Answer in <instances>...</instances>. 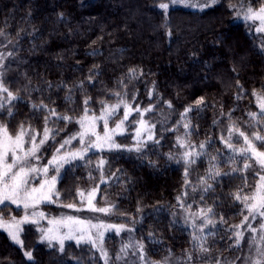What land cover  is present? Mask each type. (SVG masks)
Listing matches in <instances>:
<instances>
[{
	"label": "trees",
	"instance_id": "16d2710c",
	"mask_svg": "<svg viewBox=\"0 0 264 264\" xmlns=\"http://www.w3.org/2000/svg\"><path fill=\"white\" fill-rule=\"evenodd\" d=\"M200 3L203 0H0V30L4 33L0 36V53H12L4 62V81L22 97L15 102L13 118L6 112L0 115L11 133L23 122L42 136L46 113L33 112V102L43 101L60 115L71 116L72 123L60 120L49 124L61 130L45 144L50 154L80 130L76 120L84 114L87 97L91 98L89 115L99 116L102 101L116 104L117 92L133 106L153 107L145 113V119L155 125L152 132L158 144L148 141L140 153L128 150L135 144L140 119L133 112L122 134L115 137L124 147L91 150L86 154L87 162L77 160L65 166L56 185L60 198L43 206L52 213L64 211L82 217L85 202L81 201L95 188L96 207L116 206L112 214L103 213L101 217L126 226L119 234L113 229L104 236V246L113 259L122 244L142 241L149 261L169 257L170 264H185L186 253L192 251L191 264H214L207 254L192 249V228L185 223L187 213L177 203V196L183 193H187L184 199L192 205L191 212L209 206L214 209L217 224L207 241L211 257H219L225 264H239L243 249L249 246L252 233L246 226L234 228L248 213L233 194L239 188L245 194L254 190L259 180L255 159L248 161L252 167L247 171L210 181L214 191L206 193L203 200L199 180L218 150L223 154L219 167L231 172V153L220 140L227 137L231 122L246 134L260 131L264 135V121L252 126L248 116L249 112H259L253 91L264 93V38L256 34L251 22L235 14L241 8L257 9L264 0H218L204 10L191 6ZM162 4L168 7L162 8ZM129 69L136 70L134 78ZM81 82L83 87L79 86ZM69 94L71 99H66ZM201 97L203 104L197 106L195 102ZM189 106L190 143L198 146L208 139L212 142L206 149L208 155L191 166L186 186L183 162L169 160L168 154L178 158L185 151L176 146V141L185 133L183 125L187 121L181 114ZM122 117L123 108L109 126L114 127ZM98 125L101 132L103 122ZM234 135V146L245 147L243 138ZM256 144L259 151H264V145ZM68 148L77 150L79 145L73 142ZM101 158L106 163L99 168ZM244 163L237 157L235 166L243 169ZM78 190L85 193L83 198ZM69 203L80 210L63 206ZM173 213L178 221L175 225ZM235 230L245 231L239 248L235 247ZM21 241V245L14 243L0 230V264H104L90 243L65 241L61 252L58 244L50 247L48 242H41L37 226L31 223L23 225ZM26 251L32 253L31 260L25 256ZM125 260L127 264H140L132 249Z\"/></svg>",
	"mask_w": 264,
	"mask_h": 264
},
{
	"label": "snow or ice",
	"instance_id": "6c2138e0",
	"mask_svg": "<svg viewBox=\"0 0 264 264\" xmlns=\"http://www.w3.org/2000/svg\"><path fill=\"white\" fill-rule=\"evenodd\" d=\"M218 0H203V3L193 4L192 7H200L201 10L205 8L213 7L217 4ZM162 8H167V4H162ZM243 18L245 20L258 21L259 26L257 31H264V4L260 6L259 9H253L249 7L243 12ZM4 35L3 31L0 30V36ZM12 53L9 52L7 55L0 53V115L5 112L9 118H13L16 114V104L15 102L22 100V97L18 92H13L4 81L5 74V60L9 59ZM129 75L135 77L136 70L129 69ZM92 77H89L91 80ZM83 87V82L79 85ZM239 86V83H238ZM49 88L52 85L49 83ZM71 93V89H69ZM117 97L116 104H107L101 102V111L99 116L95 114L89 115L90 108L88 107L90 103V97L84 100V114L76 120V123L80 126V131L65 138L59 146L56 148L51 159L47 161V164L42 166L39 165L41 160V153L43 146L50 140H54L57 135H59L60 129L49 127V124L58 122L60 120L66 123H72V117L68 115H60L55 108L49 107L41 101L39 104L33 102L31 104V109L33 112H45L44 117V128L43 134L37 132L34 128L29 125L25 127L23 122L20 124L18 130L15 133H11L9 130V124L0 120V205L6 202L16 205L17 207H23V209L28 213L29 209L32 211L23 217L17 219L16 217H11L10 219H5L2 214H0V229L7 231L10 238L16 243H22L20 240L21 225L29 222V216L32 217V223H39V219H42L44 214L42 212H36L35 209L42 203L54 202L60 198V193L56 188L57 182L60 179L61 171L65 166H70L74 161L86 160V154L92 149L96 150H121L124 146L116 142L115 137L122 134V130L125 129L126 124L130 122L129 118L132 116L133 112L140 116L137 121L136 132L134 136L135 144L133 147L128 148L129 151L142 152L147 147V142L152 141L158 144L159 140L155 139L152 129L155 127L154 124L150 125L145 119V113L153 111V107L150 105L146 109H141L139 105L133 106L130 104L125 97H121L120 93H115ZM150 97L152 92L149 93ZM253 96L257 100V107L259 112H249L248 116L253 121L252 126L261 125L264 121V93L253 91ZM240 95H237V99H240ZM66 99H71V95L66 97ZM134 99V98H133ZM197 106L203 104V97L198 99L196 102ZM171 107V104L168 105ZM123 108V117L119 119L114 127L109 126V122L117 116L119 109ZM192 108H186L184 113L181 114V119L187 121V113L191 111ZM223 115V112L221 113ZM229 119H231V113L228 114ZM54 118V119H53ZM103 122V131H97V123ZM185 133L183 136H178L176 141V146L180 149H185L180 156L177 158L174 154L169 153V160H176L177 163L183 162L185 166V185H189V180L187 179L189 175V170L191 166L197 163V160L201 157L207 156V147L211 144V139L201 142L198 146H193L188 137L190 134V121L184 123ZM227 137L221 136V143L229 150L231 155L228 157V162L231 167V172H223L219 167L221 162L222 153L217 152V155L211 156L209 160V168L207 169L206 175L200 177L199 183L201 186V199L209 191H214L213 184L210 181H217L218 177L227 176L238 171H247L252 167L248 162L255 159L256 164L259 165V170L257 175L259 180L257 181L254 190L251 194L243 193V188H239L234 194V199L240 201L243 204L244 209L247 211V215H244L243 220L239 225H235V229H242L246 226V229L252 233V237L249 243L250 249L254 252L247 257H244V264H264V223L260 224L259 229L254 227L248 221L255 220L257 216L264 218V151H259L257 149L256 142H260L264 145V135L260 131L254 132L251 135L246 134L245 131L241 130L235 122H231L228 126ZM234 133H238L239 137L243 138V143L245 147L236 148L234 146L237 142ZM38 137H40L38 139ZM74 140H78L80 148L77 150H71L68 148L72 145ZM237 157L242 158L245 163L243 169H239L235 165L237 164ZM36 161L37 163H33ZM103 158L100 159L97 167L102 168L105 164ZM54 172L55 174H51ZM115 175V174H114ZM35 176H42L37 184H31V180ZM103 182V178H102ZM196 188H193L195 191ZM94 188L92 192L88 193V207L93 212L104 213L105 215H110L116 209L114 204H109L106 207H95L93 201L95 199ZM77 194L83 198L85 193L78 190ZM187 193L177 196V203L181 209L187 213L185 216V223L192 228L191 244L193 250H198L201 254H207V259L209 261H214V264H225V261L219 257L213 258L210 255V249L207 245L208 238L214 233L212 231L215 228L217 221L213 219L215 215L214 209L212 207H202L197 212H191L190 209L192 205L186 204L184 197ZM83 202V199L82 201ZM64 207L76 209L75 204L69 203L63 205ZM141 209H137L140 211ZM175 213H173V225L178 223L175 220ZM38 217V218H37ZM199 221V223H198ZM223 222V218H221ZM50 224L54 227L48 229H41V242L47 241L49 246H52V241H56L59 245V251L63 252L65 249L66 240H76V243H90L92 248L99 252V258L104 261V264H115V262L127 261L126 257L129 255V249L133 250V255L138 254L140 264H170L169 257H166L163 261L153 262L149 261L146 255L145 246L142 241L133 243L122 244L119 252L115 255L114 259L110 255L109 251L104 246V236L105 232L110 230H115L117 234L126 230V226L123 224H107L103 221L99 223H92L90 220H82L78 217L68 216L62 217L58 220H50ZM211 226V227H210ZM66 228L67 231H61V229ZM103 229V231H101ZM92 230H96V235L94 236ZM131 231V229H128ZM235 237V247L239 248L241 241L244 239V230L233 231ZM150 238L152 233H149ZM25 256L31 260L32 253L30 251L25 252ZM171 256V253H169ZM241 259L240 257L236 258ZM193 260L192 251L186 253L185 264H191ZM235 264V261L231 262Z\"/></svg>",
	"mask_w": 264,
	"mask_h": 264
},
{
	"label": "rangeland",
	"instance_id": "374dc122",
	"mask_svg": "<svg viewBox=\"0 0 264 264\" xmlns=\"http://www.w3.org/2000/svg\"><path fill=\"white\" fill-rule=\"evenodd\" d=\"M261 6V5H260ZM260 7H258L257 9H259ZM248 9V7H246V8H241L240 10H237L236 11V16L238 17V18H241V19H243V20H245L244 18H243V12L244 11H246ZM245 21H247V22H251V24H253L254 26H255V32H256V34H258V35H260V36H262L263 38H264V31H257V27L259 26V22L258 21H252V20H245ZM99 122L97 123V131L98 132H100V128H99ZM101 130L103 131V127L101 128ZM80 131V130H79ZM102 131H101V133H102ZM73 142H75L76 144H78L79 145V148L81 147L80 146V144H79V141L78 140H74ZM72 142V143H73ZM71 145H69L68 147H70ZM45 145L43 146V149H42V151H41V153H39V155L41 156V160L39 161V165L40 166H42V165H44V164H47V161L49 160V159H51V157H52V155H53V153L55 152H52L51 151V153L49 154L48 153V150H47V153H46V150H45ZM78 148V149H79ZM70 149V148H69ZM56 150V149H55ZM92 150H96V149H92ZM74 151V150H73ZM89 153V152H88ZM33 163L35 164V163H37L36 161H33ZM51 174H55L54 172H52V173H50V175ZM43 177L42 176H35L32 180H31V184H33V185H35V184H37V182L40 180V179H42ZM83 200H84V202H85V205H83L81 208V210L83 211V213H84V216H75V215H73V214H68V213H66V212H64V211H62V212H59V213H52V212H50V211H46V210H44L43 209V206H46L48 203H52V202H45V203H42V204H40L36 209H35V211L36 212H42L43 214H44V216H43V218L42 219H39V223L38 224H36V223H32L31 222V219H32V217L31 216H29V222H26V223H24V224H22L21 225V232H22V229H23V225H25V224H28V223H31V224H34V225H36L37 226V229H38V231H39V239L41 238V229H48V228H51V227H54V225H52V224H50L49 223V221L50 220H58V219H60V218H62V217H68V216H73V217H78V218H80V219H82V220H90L92 223H99V222H101V221H103L104 223H107V224H112V223H108V222H106V220L105 219H103L102 217H101V215L103 214V213H100V212H93V211H91L90 209H89V207H88V203H87V200H88V195L86 194L85 195V197L83 198ZM93 204H94V202H93ZM95 206V205H94ZM96 207V206H95ZM60 208V207H59ZM71 210H74V211H77L76 209H71ZM32 211V209H29L28 210V213H30ZM28 213H26V211L23 209V207L21 206V207H17L16 205H14V204H11V203H8V202H6L5 204H3V205H0V214H2L3 216H4V218L5 219H10L11 217H16L17 219H19L20 217H23L24 215H26V214H28ZM38 218V217H37ZM251 221V224L254 226V227H256L257 229H259V227H260V223L262 222V223H264V218H261V217H259V216H257V218L255 219V220H249L248 221V223ZM261 223V224H262ZM1 231H4L5 233H7V231L6 230H4V229H0ZM61 231H67V229L66 228H63V229H61ZM101 231H103V229H101ZM110 231H112V230H110ZM115 231V230H114ZM21 232H20V240H21ZM108 232V231H107ZM107 232H105V234L107 233ZM92 233H93V235L95 236L96 235V230H92ZM7 235H8V233H7ZM9 236V235H8ZM10 237V236H9ZM11 239V238H10ZM12 240V239H11ZM41 240V239H40ZM13 241V240H12ZM66 241H72V240H66ZM73 241H76V240H73ZM14 243H16L15 241H13ZM22 242V241H21ZM45 243L47 242V241H44ZM52 243H56V244H58L56 241H52ZM16 244H18V243H16ZM22 243H19V245H21ZM254 252V250L253 249H250V247L248 246V248L245 250V249H243V255H242V259H241V261L239 262V264H244V260H243V258L244 257H247V256H250L252 253ZM129 256V255H128ZM128 258V257H127Z\"/></svg>",
	"mask_w": 264,
	"mask_h": 264
}]
</instances>
